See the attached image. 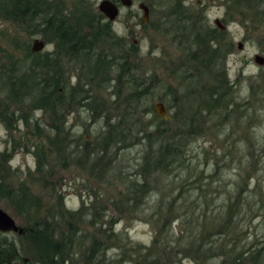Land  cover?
I'll return each mask as SVG.
<instances>
[{
	"label": "rangeland",
	"instance_id": "rangeland-1",
	"mask_svg": "<svg viewBox=\"0 0 264 264\" xmlns=\"http://www.w3.org/2000/svg\"><path fill=\"white\" fill-rule=\"evenodd\" d=\"M41 1L64 17L73 19L71 17L74 16L73 13L79 5L86 7L89 14L98 12L97 4L100 0ZM110 1L117 5L119 13L112 21H108L103 16L101 22H109L113 40H118L119 43L116 48H109L110 41L100 33L99 39L91 37L92 40H96H91L93 43L91 49L111 50L114 55L118 53L113 50H118L130 64L127 72L131 77L135 80L143 78L145 82L154 86L151 95L140 99L137 103L138 111L144 107L148 108L147 113L140 115L137 126L141 127L151 122L148 128H152L155 122L151 119L154 114L152 105L160 101L167 116L171 113L166 109L168 103L175 105L173 110H179L190 104L193 108H199L201 115L194 119V124L196 123L194 128L198 130L192 134L194 138L181 139L182 144H185L181 147L185 167L176 170L178 172L176 177L172 175L169 178H153L147 185L148 189L142 204L137 210L132 211L126 210L128 202L124 197L127 195L125 187L129 181L136 180L129 174L139 169L146 146L137 143V140L130 141L129 138L118 149L112 162L107 165L97 163L88 173V167L93 160H88L82 169L71 163V160L77 157L68 155L69 151L82 140H87L90 144L99 141L97 137L103 130L101 121L89 119L88 111L83 107H77L68 113L63 112L64 130H68L69 133L67 132L68 136L63 144L65 148L58 154L46 151L48 146L44 143V139L33 135L32 131L26 129L21 122L13 125L14 129L5 127L0 122V152L7 150L10 156L0 162V178L5 186L27 187L39 200L38 213L42 214L56 207L58 200L55 194L60 196L66 209L76 212L74 216L77 219L73 224L77 227V231L71 236L68 233L63 235L59 254L52 259L50 254H47V261L50 260V263L44 264H133L140 258L134 254V250L151 244L154 227L148 218L156 208V202L164 193H169L171 196L177 193V188L170 191V182H175L174 185L179 188L181 182L191 180L192 177L188 175L192 172L188 173V166L189 169L195 168L194 172L203 170L204 178L183 185V189L179 190L183 197L184 194L188 195L189 202L183 203V207L190 209L198 203L200 206L195 214L201 213L204 206L213 208L220 202L224 204L228 198L236 196L239 188L244 187L242 196H247L246 199L252 201V210L258 214L249 223V232L251 234L253 232L257 240H260L262 235L264 239V224H262L264 223V63L258 65L253 60L255 54L264 56V44L258 41L259 35H263L264 31H252L242 25L234 8L227 9L226 6L229 4L224 0H199L198 4L196 0H180L186 13L181 21L170 15L165 5H158L156 0H132V4L128 7L122 6L117 0ZM139 2L146 5L148 2L151 3V6L147 5L148 21L145 23L140 20L141 10L137 7ZM91 17L90 14L88 18ZM214 18H218L225 26L224 34L220 36L224 50L228 41L231 48L225 56L220 53L214 64L209 61V78L205 75L200 77L203 72H197V69L200 67L199 60H204L205 53L196 50L203 47L196 46L195 43L190 46L192 37L188 38L189 35L186 34L193 33L190 27L195 29L194 27L198 25L204 30L215 27ZM181 22L188 30L180 32L174 29L176 26L181 27ZM30 27L27 30L33 29V25ZM25 30L24 25L12 24L0 19V58H4L6 53L14 52L20 56L25 46L30 50L33 38L44 41V47L37 52L50 54L54 52L52 41H46L40 33L28 36ZM34 30L39 32L38 27H34ZM238 42L241 43V48H237ZM131 45L136 46L135 50L130 48ZM192 53L197 54L198 62L192 61L190 58ZM73 66L72 63L64 61L63 68L66 73L69 71L70 75L69 84L75 83L78 73ZM115 73L116 71H112L110 76L113 77ZM196 77L201 78L202 81L200 79L197 82ZM224 77L233 84L230 93L232 103L227 107L229 111L225 108L223 112L219 110L221 113L206 117L204 110L206 102L215 97L218 99L220 96L224 100ZM214 78L220 82L214 83ZM211 89L217 90V95L211 96ZM116 90L111 80L102 90H96V95L105 98L108 105L116 99H122L123 93L120 92L117 98ZM110 110L112 114L110 122H113L116 120L115 110ZM25 112L32 114L41 123L48 124L51 120L48 112L45 113L38 108ZM11 122L15 124L16 121ZM128 124H131V121H125L123 127H127ZM168 125L172 129L176 127L174 121H170ZM128 141L131 143L127 144ZM35 142L42 144V148L37 151L38 160L42 165L39 171L36 170V157L33 155V151L37 150L34 146ZM110 151L107 152V156H111ZM65 157L69 162L67 166H63ZM215 160L218 168L216 175L212 176ZM172 174H175V171ZM246 175L250 178L247 179ZM198 194V200L194 201ZM221 198L224 200L222 201ZM218 199L220 202L216 201ZM0 208L7 212L18 226L24 225L23 220L16 215L13 204L4 196H0ZM186 222L181 217L173 223L175 236L181 239L179 244L174 245L178 248L177 254L172 258L174 264H193L191 256L188 254L184 256L186 253H183V243L189 235ZM64 230H67V226H64ZM5 233L8 239H12L18 246L21 245L18 237L20 234L11 231ZM251 234L246 242L251 241ZM68 236L71 237V243L66 241ZM92 240L95 242L92 243ZM244 244V240H239L238 246L245 248ZM137 246L139 248H136ZM37 252L33 250L32 254L37 255ZM39 254L41 253L38 252ZM216 260V257H211L202 262L213 264Z\"/></svg>",
	"mask_w": 264,
	"mask_h": 264
},
{
	"label": "trees",
	"instance_id": "trees-1",
	"mask_svg": "<svg viewBox=\"0 0 264 264\" xmlns=\"http://www.w3.org/2000/svg\"><path fill=\"white\" fill-rule=\"evenodd\" d=\"M156 1L158 5H165L167 12L178 20L185 18L186 13L180 0ZM224 1L229 4L226 6L227 9L234 8L242 25L252 31H264V0ZM147 5L151 6V3L148 2ZM90 14L92 17L88 18ZM90 14L86 7L79 5L73 13L74 16L71 17L73 19H70L55 11L54 8L44 5L41 0H0V19L12 24L24 25L28 36L40 33L46 41H52L54 45V52L51 54L32 52L25 46L20 56L14 52L6 53L4 58H0V122L10 129H14L17 122H21L26 129L32 131L33 135L44 139V143L48 146L46 151L58 154L65 148L63 144L69 133L68 130H64L63 112L68 113L77 107H83L88 111L89 119L101 121L103 130L97 137L99 141L90 144L89 141L82 140L69 151L68 155L77 157L71 160V163L82 169L88 160H93L88 167V173L97 163L107 165L112 162L116 152L127 139L130 138L133 142L137 140V143L143 144L146 149L141 157L139 169L129 174L138 181H129L125 187L127 195L124 196L128 202L126 210L135 211L142 204L148 189L147 185L153 178H169L172 175L176 177L178 174L176 170L185 167L181 151V147L185 144H182L181 139L195 137L192 134H195L198 129L194 128L196 124L194 119L201 113L199 108H193L191 104L179 110H173L175 105L168 103L166 109L171 113L167 120L154 113L151 118L155 121L152 128H148L151 122L145 125L140 124L141 127L137 126L140 115L148 112L147 107L138 111L137 103L140 99L151 95L154 86L145 82L143 78L135 80L131 77V74L127 72L130 64L118 50H113L118 53L114 55L111 50L107 52L91 49L93 48L91 40L99 39L100 33L102 37L105 36L110 41L109 48H116L119 41L113 40L109 22H101L104 18L101 13L90 12ZM32 25L33 29L27 30ZM34 27H38L39 32H36ZM190 28L193 33L186 34V36L189 35L188 38L192 37L189 45L192 46L195 43L196 46L203 47L196 50L205 53L204 60H199L200 67L197 72H203L200 77L204 75L208 77L210 76L209 61L211 60L214 64L220 53L225 56L230 51V42H227L224 50L220 36L224 34L225 29L219 30L216 25L207 30L202 29L200 25L195 26V29ZM174 29L180 32L188 30L182 22L181 27L176 26ZM258 41L264 44V34L259 35ZM130 48L135 50L136 46L131 45ZM196 55L192 53L190 58L198 62ZM64 61L72 63L73 68H76L78 72L73 84H69L70 75L69 71L66 73L63 68ZM112 71H116L113 77L110 76ZM197 79L199 82L201 78ZM111 80L117 89V98L120 92L123 96L122 99H116L117 101L107 105L105 98L96 95V90H102ZM213 80L216 83L217 79ZM232 89L233 84L224 77V100L220 96L218 99L215 97L206 102L204 104L206 117L221 113L225 108L227 110L232 103L230 96ZM211 90V96L217 95V90ZM34 108L48 112L50 122L41 123L32 114L25 112ZM110 109L115 110L116 120L113 122H110L112 119ZM14 120L15 124L11 122ZM125 121H131V124L123 127ZM170 121L175 122V129L168 125ZM130 141L127 144H130ZM34 146L37 150L33 151V155L36 157V170L39 171L42 165L38 160L37 151L42 148V144L35 142ZM108 151L111 152V156L106 155ZM9 157L7 150L0 152L1 163ZM64 159L63 166H67L66 164H69L66 161L67 157ZM216 161L212 176L216 175L218 168ZM194 170L196 169L193 167L189 169L188 166V173L192 172L188 175L192 177L191 180L181 182L179 188L174 185L175 182H170V191L177 188V193L172 196L164 193L156 202L157 206L148 218L154 227L151 244L134 250V254L140 258L133 264H174L172 258L178 252V248L174 245L179 244L181 239L175 236L173 223L181 217L187 221L189 232L188 239L183 243V253H186L184 256L187 254L191 256L193 264H203L204 259L211 257L217 259L213 264H264L263 235L260 240H257L255 234L253 232L251 234L248 229L249 223L258 214L252 210V201L246 199L247 196H242L244 187L239 188L236 196L228 198L224 204L218 199L216 201L220 203L217 206L213 208L204 206L201 213L195 214L200 206L198 203L190 209L182 206L183 203L189 202L188 195L184 194L183 197L180 193L183 185L195 183L197 179L204 178L203 170L195 172ZM174 171L175 174H172ZM246 176L247 179L250 178L249 175ZM0 196L6 197L13 204L16 215L24 222L22 233L18 236L21 240L19 246L12 239H8L5 232H0V264L50 263L46 255L50 254L51 259L57 256L63 244V235L68 233L71 236L77 231V227L73 224V221L77 219L74 216L76 212L66 209L57 194L54 195L58 200L56 207L42 214L38 213L39 200L23 185L18 188L8 187L0 178ZM198 197L199 194L194 201H197ZM221 200L224 199L221 198ZM64 226H67V230H64ZM250 234L251 241L246 242ZM239 240H244L245 248L238 246ZM66 241L71 243V237ZM94 242L95 240H92V243ZM33 250L41 254L38 255L37 252V255H33Z\"/></svg>",
	"mask_w": 264,
	"mask_h": 264
},
{
	"label": "water",
	"instance_id": "water-1",
	"mask_svg": "<svg viewBox=\"0 0 264 264\" xmlns=\"http://www.w3.org/2000/svg\"><path fill=\"white\" fill-rule=\"evenodd\" d=\"M122 6L128 7L132 4V0H117ZM199 3V0H196ZM137 7L141 10L140 20L145 23L148 21V7L145 3L139 2ZM97 10L101 13L108 21H112L116 18L119 13L117 5L110 0H100L97 4ZM213 24H215L219 30H223L225 26L220 22L218 18L213 19ZM237 48H241V43H237ZM44 47V41L38 38H33L31 41L30 51L37 52ZM253 60L258 65L264 63V56L260 54H255ZM152 109L154 113L166 120L168 118L166 110L162 102L158 101L153 103ZM15 232L17 234L22 233V227L18 226L14 219L3 209L0 208V232Z\"/></svg>",
	"mask_w": 264,
	"mask_h": 264
}]
</instances>
